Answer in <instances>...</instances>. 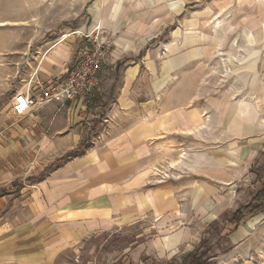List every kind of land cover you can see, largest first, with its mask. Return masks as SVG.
Listing matches in <instances>:
<instances>
[{
  "label": "crops",
  "instance_id": "crops-1",
  "mask_svg": "<svg viewBox=\"0 0 264 264\" xmlns=\"http://www.w3.org/2000/svg\"><path fill=\"white\" fill-rule=\"evenodd\" d=\"M114 1L109 0L111 11ZM197 2L125 0L111 50V62L124 63L119 76L113 70L115 79L111 80L112 67L111 71L107 66L99 70L100 89L90 98L94 108H70L77 130L63 127L62 137L50 132L54 126L59 128L54 122L59 116V112L54 114L56 105L53 101L45 104L50 120L48 131L39 138L47 145L61 138L73 150L85 135L93 137L80 155L54 168L44 181L46 215L58 237L55 246L147 218L152 219L153 229L170 233L173 240L177 237L175 247L181 246L184 238L195 237L200 222L208 219V205L219 188L240 182L264 156V0L212 1L211 12H205L204 36L197 33L198 10L193 8ZM184 7L192 13L188 34H183L182 28ZM227 16L232 17L230 24L222 26L241 35H211L214 21L221 25ZM171 22L174 28L167 44L173 43L174 51L159 54L156 68L136 62L134 58L143 53V39ZM245 29H249L250 39H245ZM226 45H230L228 52L223 50ZM71 55L70 49L63 48L52 57L65 62ZM217 58L220 66L213 65ZM51 63L44 71L46 79L68 68L61 71ZM187 75L194 78L188 86L183 83ZM232 75L237 76L236 83L224 80ZM199 77H204V82L198 83ZM209 77H221V82L210 83ZM103 101L104 108L97 105ZM93 124L95 134L88 131ZM118 124L119 128H112ZM179 151L187 155L179 166L187 167V176L155 180V165H162ZM247 232L239 226L232 235L238 233L240 243ZM254 236L260 237L254 240L255 250L264 251V229H256ZM251 243L244 241L245 246ZM240 264H264V259Z\"/></svg>",
  "mask_w": 264,
  "mask_h": 264
},
{
  "label": "rangeland",
  "instance_id": "rangeland-1",
  "mask_svg": "<svg viewBox=\"0 0 264 264\" xmlns=\"http://www.w3.org/2000/svg\"><path fill=\"white\" fill-rule=\"evenodd\" d=\"M124 1L115 0L116 5L111 4L114 11H111L109 0H0V264H182L184 256L202 240L206 241L205 248H211L207 256L213 264H240L249 259H264V251L258 252L254 247V240L260 239L254 236L255 230L264 229V212L240 225V229L249 231L240 243L237 242L238 233L224 236L225 227H234L227 226L228 219L261 188L264 156L251 165L240 182L219 188L213 202L208 205V219L201 221L200 227H197L198 234L184 238L181 246L175 247L179 241L177 237L173 240L170 233L164 235L153 229L151 218L109 231L91 233L64 246H55L58 237L54 224L46 215L44 181L54 168L70 162L77 155L62 162L63 157L79 146L84 150L93 137L91 133L88 134L89 138L85 135L81 144L73 150H69L68 142L61 138L47 145V141L39 138L48 131L50 119L44 112L46 105L38 104L27 115L18 117L12 111V101L18 92L30 91L38 96L37 83L46 80L44 71L48 70L47 64L56 63L54 66L61 68V71L70 67L78 58L81 35L90 33L97 25L104 28L111 40H116L113 30L118 16L123 13ZM212 1L199 0L196 3L198 6L193 7L198 10L195 13L196 28L200 36L206 35L203 26L205 12H211ZM188 10L180 13L183 31H186L183 34L189 33L192 13ZM230 19L232 17L227 16L222 24H230ZM217 27L210 28V34L215 37L241 35V32L233 33L235 30L231 27L230 30L222 25ZM173 28L171 22L159 32L145 37L142 41L143 53L134 60L156 68L159 54L163 56L174 51L173 43L167 44ZM244 34L250 39L249 29H245ZM202 46L197 49L202 51ZM228 47L230 45L224 47V52L230 50ZM63 48L71 50V57L65 62L53 60L52 56ZM145 58L149 59L145 61ZM214 64L221 65L219 58L215 59ZM104 66L109 67L110 71L112 67L113 80L114 71L119 76L124 63L113 64L110 57V64ZM211 78L213 82L208 81L210 83L221 82V77H209V80ZM193 80L187 75L183 83L188 86ZM224 80L233 84L237 82V76L225 77ZM201 82H204V77H199L198 83ZM234 95L235 99L238 94L235 92ZM91 99L85 105L53 101L56 105L54 114L59 112L54 122L59 128L54 126L55 130L50 128V132H58V137H62L63 127L66 131L77 130L78 125L73 124L70 117V108H94L97 102L92 106ZM108 103L107 100L106 106ZM97 105L104 108V101ZM61 111L66 113L65 117ZM89 113H93V109ZM96 119L92 118V121ZM119 127L120 124L112 125L114 129ZM88 131L95 134L96 126L91 125ZM186 157L184 151H179L162 165H155V180L159 177L158 182H166L186 177L187 167L179 168L181 160H186ZM45 170L48 172L42 175ZM165 174L169 177L164 179ZM243 239L252 240L253 243L245 246ZM164 247L166 250H163Z\"/></svg>",
  "mask_w": 264,
  "mask_h": 264
},
{
  "label": "built area",
  "instance_id": "built-area-1",
  "mask_svg": "<svg viewBox=\"0 0 264 264\" xmlns=\"http://www.w3.org/2000/svg\"><path fill=\"white\" fill-rule=\"evenodd\" d=\"M81 47L76 61L66 72L37 83L38 96L28 92H18L12 101L14 115L23 117L38 104L52 101L85 105L100 89L99 70L110 64L113 41L101 25L90 33L81 35ZM165 174L163 178H168Z\"/></svg>",
  "mask_w": 264,
  "mask_h": 264
},
{
  "label": "trees",
  "instance_id": "trees-1",
  "mask_svg": "<svg viewBox=\"0 0 264 264\" xmlns=\"http://www.w3.org/2000/svg\"><path fill=\"white\" fill-rule=\"evenodd\" d=\"M83 152V147L79 146L77 149L71 151L66 157L61 159L62 162ZM48 170H45L42 175H45ZM264 212V180L261 188L250 198V200L238 209L231 218L228 219L227 226H234L233 228L225 227L226 233L224 236L228 237L237 231L238 227L245 223L251 217L259 215ZM206 241L202 240L195 249L184 256L182 264H213L211 258L207 254L211 248H205Z\"/></svg>",
  "mask_w": 264,
  "mask_h": 264
},
{
  "label": "bare ground",
  "instance_id": "bare-ground-1",
  "mask_svg": "<svg viewBox=\"0 0 264 264\" xmlns=\"http://www.w3.org/2000/svg\"><path fill=\"white\" fill-rule=\"evenodd\" d=\"M219 20H220V19H219ZM219 22H220V21H219ZM222 22H223V21H222ZM222 22H221V23H222ZM221 25H223V24H221ZM221 25H218V24L216 25V23H215V26H216V27H217V26L219 27V26H221ZM215 26H214V27H215ZM218 27H217V28H218ZM233 27H234V26H233ZM225 29H226V28H225ZM229 30H230V28H229ZM229 30H228V31H229ZM226 31H227V30H226ZM244 37H245V39H248L246 35H244ZM244 37H243V38H244ZM233 46H234V45H233ZM235 46H236V44H235ZM240 46H241V45H240ZM236 47H237V46H236ZM236 47H235V48H236ZM244 47H245V46H244ZM239 48H240V47H239ZM241 48H242V47H241ZM237 49H238V48H237ZM243 49H244V48H243ZM243 49H241V50H243ZM231 50H233V49H231ZM234 50H236V49H234ZM237 51H239V50H237ZM222 52H223V51H222ZM232 52H233V51H232ZM240 52L242 53V51H240ZM220 53H221V52H220ZM243 53H244V52H243ZM236 54H237V53H236ZM239 54H240V53H238V55H239ZM234 55H235V52H234ZM236 57H237V56H236ZM226 66H227V65H226ZM226 68H227V67H226ZM226 68H225V69H226ZM229 68H230V67H229ZM229 73H230V72H229ZM230 74H231V73H230Z\"/></svg>",
  "mask_w": 264,
  "mask_h": 264
}]
</instances>
